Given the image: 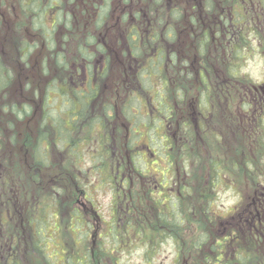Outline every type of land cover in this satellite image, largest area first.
<instances>
[{"label": "flooded vegetation", "instance_id": "1", "mask_svg": "<svg viewBox=\"0 0 264 264\" xmlns=\"http://www.w3.org/2000/svg\"><path fill=\"white\" fill-rule=\"evenodd\" d=\"M2 1L0 30H12ZM104 4L82 0L78 10L72 4L82 28L70 32L67 68L53 70L52 96L59 105L69 98L67 124L75 141L93 148L92 157H103L109 141L116 148L114 182L105 171L78 172L87 185L79 188L69 215L77 223L76 212L87 226L84 238L74 237L87 243L85 263H122L109 259L101 247L113 241L114 229L123 237L127 229L134 241L173 244L171 264H264V77L245 76L246 83L238 84L235 76L238 61L257 54L264 58V0H111L102 10L105 15L94 18ZM91 8L97 9L94 16L88 14ZM237 19H244V26L238 27ZM76 33L95 39L85 41L82 55L76 52L81 40ZM236 49L243 52L241 60ZM96 117L99 122L92 123ZM238 140L245 148L241 159ZM187 148L196 149V160L207 159L205 170H192V164L188 170V157L182 155ZM56 150L66 154L59 146ZM136 157L146 162L145 171L131 168ZM150 161L156 169H148ZM226 190L236 198L221 209L220 193ZM101 192L108 201L100 200ZM4 202L10 216L11 197ZM26 204L24 196L21 209ZM163 215L181 227L128 229L145 220L156 223ZM189 234L207 244L184 248L180 238ZM49 238L46 247L55 242L61 250L54 262L67 264L69 256L76 257L62 235ZM37 241V236L0 235V248L10 254L21 248L18 256L23 257L29 243ZM157 253L145 249L144 257L151 264Z\"/></svg>", "mask_w": 264, "mask_h": 264}, {"label": "trees", "instance_id": "2", "mask_svg": "<svg viewBox=\"0 0 264 264\" xmlns=\"http://www.w3.org/2000/svg\"><path fill=\"white\" fill-rule=\"evenodd\" d=\"M90 1L93 5L94 0ZM103 1L105 4L99 7V13L97 12V14L94 16L97 9L91 8L88 10V14L92 15L93 13L94 18L96 19L105 15L102 10H105V5L111 0ZM74 3H76V6L79 5L77 7L78 10L82 0H13L11 7H7L5 0L2 1V4L6 6V8H9L10 12L12 10L21 13L18 18L11 15L13 30H0V50L3 51L2 48H8L9 51L13 53V55L18 60V69L21 72L20 74L16 75L17 64L14 63V65H11L8 63L4 54L0 52V96L3 89L7 87H9L10 91H13L12 93H15V97H17L18 101L22 102V108H16V106L13 105V110L15 111L14 113L19 118H22L23 113H26L28 116L35 114L39 99H42L41 115L39 119H35L34 121L36 122L38 129L44 128L48 133L42 132L40 134L37 146L31 147L28 143L27 162L28 164L41 165L46 171L49 172L52 171V169L56 166H61L62 169L58 171L57 175L59 176L54 179V183H51L50 179H45V181H43V183H47L46 186L43 185L45 190L47 187L50 188L49 190L51 193H48L50 195L49 200L54 199L53 203L44 200L42 201L40 198H33V202L29 201L32 199V197H34L31 192H28L30 190L28 188L29 184L17 177L15 178L16 180L13 179V183L12 179H10L9 182L13 184V188L11 190H13L15 194L17 193V196L11 199V204L14 206V208L13 206L10 207L11 215L6 216V218H1L2 215L0 214V229L1 225H3L0 235L10 234V236H37L38 241L37 243H34V246L39 251V254L43 260H48L49 262L51 261L49 260V254L46 250V243L50 237L48 234L51 232L50 226L53 224L52 221H55V218L57 220L59 219V222L61 218L65 219L66 221H73L72 217L70 218L69 215L71 211L70 206L72 203L77 201L79 188L85 187L87 185L85 184V180L80 178L78 172L82 173L83 175L86 172L92 171L100 175V171H105V174H107L108 177L107 180H113L112 182H114V177L117 174L116 163L112 160L114 158L113 152L116 149L115 145L109 141L107 145H104V150L102 152L104 155L103 157H92V155H94L93 148L89 150L88 147L81 146L79 144L80 141H75L76 138L71 135L68 128L67 118L69 116L67 112L69 108V98L65 97L62 99L59 105V101L54 99L52 96L54 88L53 70L55 67L67 68V60L72 58V52L70 49L71 47L69 45L71 40L70 32H72V30H78L79 27L82 28V23L77 20V17L71 12V6H73L72 4ZM96 7H98V4H96ZM75 19L79 23H76ZM237 20L239 22L238 27L244 26V19ZM258 27L260 28V25H258ZM16 31L18 34H16ZM75 36L81 39L79 41L76 40L78 41L77 43L80 44L76 49V52L77 54L81 55L87 50L83 45L85 41L87 40V42H93L95 40L93 36L88 38L84 37L83 39L82 36L80 37L78 35V33H76ZM242 54V51H238L236 49L237 60H241ZM242 63V61L240 63L238 61L235 66V76L238 84H245L247 81L246 77L241 76L238 72V68ZM35 65L42 69L43 78L45 77V80L49 78V80L44 85V93L41 94L40 92H35V95L37 96L36 101L34 99L33 92L31 91L32 83L38 76L33 71ZM26 77L30 82L27 84L28 92L23 94V91H19L17 89V84L20 83L19 78L20 80L21 78L24 80L27 79ZM53 109L57 110L56 115H51L50 112ZM20 112H23L22 115L19 114ZM97 122H99L98 117L92 120V123ZM30 123H33V120H31ZM47 126L52 128V133L45 128ZM24 131L26 132V130ZM22 134L24 133H19L18 137H20ZM16 138L17 136L13 137V141H15ZM52 138H55V145L57 147L59 146L60 150L63 152H66L63 157L55 155L58 161H56L53 155H48V148L53 145ZM47 140L48 143L46 142ZM88 140H91V138H88ZM41 141L43 142L42 144L40 143ZM0 143H2L1 140ZM240 144H242V146ZM41 145H45V151L42 157L37 155L41 150ZM237 145L238 147H236V157L241 159L245 151L244 145L243 143H238ZM32 148L36 149L37 154H31L30 151ZM185 154L188 157V160L186 161L189 164L188 170H190L191 164L193 165L192 170H205L207 159L203 158V162L196 160V149L190 150V148H187V150H185ZM0 159L2 162V156H0ZM208 163L211 164L210 162ZM131 168L137 171H145L147 169L142 159H138L137 157L133 161ZM66 172H70L72 177H67ZM108 174L111 175L113 179ZM29 176H27L28 182L32 183ZM3 180H6L7 183V177L5 175L1 179V182ZM104 182L106 183L107 181L104 179ZM57 192H59V195H57ZM24 196L26 197L28 204L27 210H29L30 204L32 205L33 210V203H35L36 208L34 211L37 214L30 213L29 215L27 214L26 217L23 215L25 210L21 209V204L24 201ZM6 208L2 213H7ZM76 215L77 213L75 212V217L73 218H76L77 223L71 222V225L77 224L79 231L84 230V234L81 235L83 237L87 234V226L84 224L83 219L80 220V217ZM5 219L8 220L6 223H4ZM14 219H17L16 224L19 225H13L14 222L12 223V221ZM21 219L23 222L22 224ZM160 224H168L173 230H177V228L181 227V224L177 223L174 217L167 219L163 215V217L159 218L156 223H151L150 221L145 220V222H141L139 225L131 224L134 228L129 227L128 229L141 231L142 229L146 230L147 227H149L150 230L159 232L162 230V227H164H161ZM114 228H116V226H114ZM46 232H48L47 235L45 234ZM123 233L124 237L120 235L118 230L114 229V231L109 235L112 237L113 241L111 243L109 242L107 247H101V250L105 251L107 256H110L109 259L111 260L117 259L120 253H126L125 251L127 249L124 248V246H128L129 248L133 244H137V246L146 249L150 255H152L157 251H160L161 246L164 244V242L159 241H145L144 238L139 241H134L133 239L129 238L131 232H127V229ZM76 235L80 236V234ZM117 235L123 238V240L121 241L120 237L117 238ZM79 240L80 239H78V241H73L75 249L74 254L76 257L72 258V256H69L67 258V264H74L75 261L76 264H86L85 260L87 257L82 254V251H84L85 247H87V243L84 241L79 242ZM179 243L182 244L184 248L187 247L188 249H192L193 247L200 245V243H203L204 245L207 244L205 239L201 238V240H199L198 236H194L193 234H189V237L181 236ZM0 244L2 243L0 242ZM14 250L15 248L12 249L10 254L8 250L4 252L0 248V264H15L16 262L13 263V261H11L12 259L18 260V264H26L23 262L21 263L23 259L19 261V259L22 257L21 255L18 256L19 252H14ZM120 264L128 263L122 261Z\"/></svg>", "mask_w": 264, "mask_h": 264}, {"label": "rangeland", "instance_id": "3", "mask_svg": "<svg viewBox=\"0 0 264 264\" xmlns=\"http://www.w3.org/2000/svg\"><path fill=\"white\" fill-rule=\"evenodd\" d=\"M13 0H7V6H12ZM2 10H5V6L1 3ZM9 12L10 9L8 8ZM10 15L13 17L18 18L19 15H21L20 12L18 11H12L10 12ZM13 30V27H12ZM10 31V30H8ZM16 34L17 31H16ZM6 45V44H5ZM0 52L4 54L6 57L5 59L10 63L11 65L17 64V73L16 75L20 74V70L18 69V60L16 57L13 55L11 51H9L8 48H2ZM15 54V51H14ZM31 65V64H30ZM33 71L36 75H38L34 82L32 83L31 86V91L33 92L34 99L35 101L37 100V96L35 95V92H40L41 94L44 93V85L46 83L45 77L43 78L42 74V69L35 65L33 68ZM238 72L241 76H247V77H252L254 80L260 81L264 77V58H262L260 55H255L254 57L251 58L250 61L245 62L241 64V66L238 68ZM19 84H17V89L19 91H23L25 93L28 92V86L27 84L30 82L27 79H22L20 80L19 78ZM16 86V85H15ZM13 90V89H12ZM41 90V91H38ZM5 94L0 96V140L2 141L1 146H0V156H2L3 161L1 162L0 159V177H4V175L7 177V183H6V192H4V183H0V214L2 215L1 218H6L7 213H2L5 208H3V204L5 203V199H7V196L11 197V199L15 196H17V193L15 194L13 190V179L16 180L15 178H19L22 181H26V183L29 184V191L33 194L34 197H32L31 200L33 202V198H40L42 201H49L50 203L54 202V199L49 200V194L51 191L49 190L50 188L45 187L47 183H43V181L50 179L51 183H54V179L58 177L57 175L58 171L62 169L60 166H56L55 168L52 169V171H46L45 168L41 165H35V164H28L27 162V147L28 143L31 147L37 146L40 134L42 132H47L44 128L38 129V126L36 122L34 121L35 119H39L41 115V103L42 99H39L38 106L36 109V113L33 114L32 116H28L26 113L20 112L19 114L22 115V118H19L13 110V105L16 106V108H22V102L18 101L17 97H15V93H12L13 91L9 92V88L7 87L5 89ZM18 96V95H17ZM56 109H53L50 113L51 115L54 114L56 115L57 112ZM33 120V123H30V121ZM48 131L52 133V128L50 126L45 127ZM26 130V132L24 131ZM19 133H24L20 137H18ZM48 133V132H47ZM241 133V132H240ZM54 134V133H53ZM17 136L15 141H13V137ZM243 139L242 136L239 137V140ZM55 138H52V143L53 145L48 148V155L51 154L53 157L58 161L57 157L55 156L57 153L56 148H58L55 145ZM237 141V143L239 142ZM48 143V140L46 141ZM41 144L43 143L42 141L40 142ZM242 146V144H240ZM56 147V148H55ZM238 147V145H237ZM245 150V148H244ZM45 151V145H41V150L37 154L36 149H31V154H37L39 156H43ZM5 153V155H4ZM66 153V152H64ZM58 156L60 155L59 152L57 153ZM264 154V152H263ZM181 155V152H180ZM183 156L186 155L185 152L183 151ZM61 157V156H59ZM4 162V163H3ZM156 169L157 166L153 165L150 163L148 165V169ZM30 175V176H29ZM27 176H29L30 180L32 183L28 182ZM10 179H12V183L9 182ZM42 180V181H41ZM44 185V186H43ZM227 192H221L220 193V204H221V209L224 207H228L229 205L233 204L235 201V196L233 192L226 190ZM109 195L106 194L103 196L102 192L100 193V200L108 201ZM64 200V197H63ZM66 200V199H65ZM97 200H99L97 198ZM41 201V202H42ZM103 201V203H104ZM34 207L32 210V205L30 204L29 210L28 204H26L24 210L25 213L23 214L25 217L26 215L33 213L37 214L34 209L35 203H33ZM13 205L11 204L10 207ZM14 208V206H13ZM104 214L106 215V208H104ZM23 210V211H24ZM64 215V214H63ZM67 215V214H66ZM68 216V215H67ZM26 220V219H25ZM68 220V219H67ZM14 222V223H13ZM13 225H19L17 223V219H14L12 221ZM22 219H21V224H22ZM52 225L50 226V234L46 232L45 234L49 236H59L62 235L64 240H66L67 246H71L70 250L73 252L74 249V237L76 234H84L83 231H79V227L77 224L71 225V221H66L65 219L61 218L60 222L59 219L57 220L55 218V221H52ZM55 223V224H54ZM73 224V223H72ZM71 226V227H70ZM3 225H1L2 229ZM0 229V231H1ZM53 234V235H51ZM49 240V239H48ZM56 240V239H52ZM63 242V241H62ZM60 242V243H62ZM52 244L48 245L46 250L51 254V259L53 258H60L61 250H59L57 247H59V243L51 242ZM55 243V244H53ZM83 244V243H81ZM20 245V244H18ZM62 245V244H60ZM134 247V248H133ZM127 250L125 251L126 253L121 254V260L124 262H129L131 264H149L148 260L145 259L144 257V251L145 249L141 248L140 246H137V244H133L128 248V246H124ZM19 252H21L23 249L18 248ZM24 255L22 258L19 259L21 263H26V264H39L38 260L36 259L38 256H40L39 251L37 248L34 246V244L29 243L28 247L26 250L22 252ZM174 258V245L171 244L169 248H167V242H165L161 248L159 253H157L154 258L152 259L151 264H171ZM13 263L18 264V260H11Z\"/></svg>", "mask_w": 264, "mask_h": 264}]
</instances>
